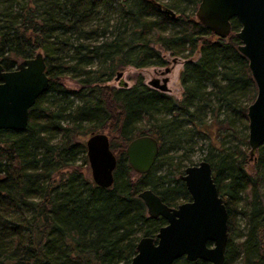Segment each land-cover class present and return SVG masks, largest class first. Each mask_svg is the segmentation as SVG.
I'll list each match as a JSON object with an SVG mask.
<instances>
[{
  "label": "trees",
  "instance_id": "16d2710c",
  "mask_svg": "<svg viewBox=\"0 0 264 264\" xmlns=\"http://www.w3.org/2000/svg\"><path fill=\"white\" fill-rule=\"evenodd\" d=\"M199 1L0 0L4 68L42 52L50 78L29 110L26 129L0 132V264H129L138 240L165 224L148 216L138 193L151 188L168 206L189 194L182 181L156 176V164L135 176L126 145L139 135L154 136L157 163L203 132L205 110L222 143L202 159L211 164L225 201L223 264H264V143L252 160L247 145V106L256 88L233 35L238 21H231L226 39L216 37L195 17ZM155 45L185 58L180 99L149 88L141 77L127 88L108 84L127 66L165 65ZM65 75L78 78L77 90L63 86ZM100 131L116 154L111 187L97 186L80 168L88 162L77 138ZM169 166L180 171L185 164ZM173 264L211 263L181 258Z\"/></svg>",
  "mask_w": 264,
  "mask_h": 264
},
{
  "label": "water",
  "instance_id": "95a60500",
  "mask_svg": "<svg viewBox=\"0 0 264 264\" xmlns=\"http://www.w3.org/2000/svg\"><path fill=\"white\" fill-rule=\"evenodd\" d=\"M156 6L171 18L175 17L171 9L159 3ZM195 17L211 34L222 39L232 34V20L236 19L240 25L233 35L239 40L237 49L247 59L256 88L255 98L247 106V145L252 160L264 143V0H200ZM168 72L166 69L165 73ZM122 76L123 72L117 71L114 79L119 80ZM49 82L42 52L22 59L11 71L3 69L0 59V130L24 131L30 108L47 91ZM167 82V77L161 81L155 78L148 85L167 93ZM123 86L127 88L126 84ZM109 141L104 132L91 133L85 141L91 179L101 187L112 186L116 167ZM159 149L154 136L139 135L128 142L125 154L132 170L145 174L156 163ZM181 179L191 200L176 207L165 204L151 189L138 193L148 216L162 217L166 224L155 236L138 240L136 254L129 264H173L181 258L224 263L228 240L227 211L209 162L201 160L197 165L187 166Z\"/></svg>",
  "mask_w": 264,
  "mask_h": 264
},
{
  "label": "rangeland",
  "instance_id": "374dc122",
  "mask_svg": "<svg viewBox=\"0 0 264 264\" xmlns=\"http://www.w3.org/2000/svg\"><path fill=\"white\" fill-rule=\"evenodd\" d=\"M156 49L160 52L161 56H163L165 60V65L163 66H145L141 68H136L133 66H127L122 70L123 76L119 80H115L114 77L108 82L109 85L115 86L117 88L124 87L123 85L126 84V87H131L136 82L138 77L142 78V81L145 85L149 88H152L148 85V82L152 79L159 78L160 80L164 77L168 78L167 86L169 91L166 93L176 99H180L182 96L183 88L179 80V73L183 69L185 64V58L181 56H172L169 52H164L163 48L160 45H155ZM199 57L198 54H195L191 57L192 60H196ZM176 58L174 62L173 59ZM21 58H17L16 62H19ZM169 69L168 73H165V70ZM63 86L68 90H77L79 88L78 78H72L70 75H65L62 79ZM203 120L204 124L200 128L203 132H194L193 139L190 140L191 143H188L185 149H170L167 153L160 157L159 161L156 164L155 175L156 176H163L165 179H172L174 175L178 174V170L171 169L169 166V162L172 161L174 164L179 163L180 166L185 164V166H189L192 163H197L200 161L204 155L209 151L210 148H218L222 145L220 142V138L218 137V131L216 123L213 119V114L209 110H205L203 113ZM145 125V121L140 124V127ZM186 126L189 127L190 124L186 123ZM243 126L241 123H238L237 129H241ZM190 128V127H189ZM243 130V128H242ZM240 131V130H239ZM104 132V131H100ZM105 133V132H104ZM108 135V134H107ZM243 136V132L241 134ZM88 136H81L77 139L82 141L85 144L86 138ZM232 137H228L227 140L231 139ZM187 141L188 138L186 137ZM235 138L231 141V143H235ZM183 140V143L187 142ZM226 144V143H225ZM229 145H231L229 143ZM191 149V151H188ZM82 161H78V166L81 164ZM253 166L252 162L248 164V167L251 168ZM82 170L86 171V174L91 178L90 169L87 164V167L80 165ZM86 168V169H85ZM181 169V168H180ZM250 173H253V170H249ZM252 171V172H251ZM135 175V174H134ZM136 176V175H135ZM175 178V176H174ZM264 190V186L262 187ZM244 227L243 219L241 216L238 217V231H242Z\"/></svg>",
  "mask_w": 264,
  "mask_h": 264
},
{
  "label": "flooded vegetation",
  "instance_id": "af4514ba",
  "mask_svg": "<svg viewBox=\"0 0 264 264\" xmlns=\"http://www.w3.org/2000/svg\"><path fill=\"white\" fill-rule=\"evenodd\" d=\"M35 54H36V53H35ZM0 59H1V61H2V58H1V57H0ZM21 60H22V59H21ZM21 60H20V61H21ZM20 61H19V62H20ZM19 62H16V61H15V62H14L11 66H9L8 68H4V66H3V69H4V70H7V71L14 70V69L17 67V65H18ZM2 65H3V62H2ZM156 79H159V78H156ZM159 80H160V79H159ZM161 80H162V79H161ZM161 80H160V81H161ZM1 131H17V130H0V132H1ZM19 132H20V131H19ZM109 140H110V138H109ZM109 143H110V141H109ZM111 150H112V149H111ZM112 151H113V150H112ZM113 153H114V155H115V157H116V154H115L114 151H113ZM201 160H204V159H201ZM201 160H200V161H201ZM200 161H198L197 163H192V164L189 165V166L197 165ZM116 162H117V160H116ZM127 162H128V160H127ZM207 162H208V161H207ZM128 164H129V163H128ZM155 164H157V163H155ZM155 164H154V165H155ZM209 164H210V163H209ZM154 165H153V166H154ZM129 166H130V165H129ZM153 166H152V167H153ZM210 166H211V164H210ZM186 167H187V166H185L183 169H181L180 171H178V174L174 175L175 178H174V176H173V178L182 181V179H181V175L183 174L184 169H185ZM131 169H132V168H131ZM151 169H152V168H151ZM151 169H150V170H151ZM173 170H174V169H173ZM211 170H212V176H213V178H214V173H213L212 166H211ZM132 172H133L135 175H142V174H138V173H136V172L133 171V170H132ZM147 173H148V172H147ZM145 174H146V173H145ZM162 177H163V176H162ZM173 178H172V179H173ZM164 179H165V177H164ZM165 180H167V179H165ZM168 180H171V179H168ZM182 182H183V181H182ZM183 183H184V182H183ZM184 185H185V184H184ZM185 188H186V187H185ZM145 189H151V188H145ZM143 190H144V189H143ZM151 190H152V189H151ZM186 190H187V189H186ZM152 191H153V190H152ZM153 192H154V191H153ZM187 192H188V191H187ZM154 193H155V192H154ZM218 193H219V192H218ZM188 194H189V193H188ZM219 195H220V194H219ZM190 200H191V196H190V194H189V198H188L187 200L183 201V202H187V201H190ZM183 202H181V203H183ZM181 203H178V204H181ZM178 204H177V205H178ZM177 205H176V206H177ZM176 206H171V207H176ZM164 220H165V219H164ZM165 224H166V220H165ZM154 236H155V235H154Z\"/></svg>",
  "mask_w": 264,
  "mask_h": 264
}]
</instances>
